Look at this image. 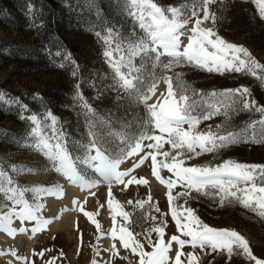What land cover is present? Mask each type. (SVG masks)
Here are the masks:
<instances>
[{"label":"snow or ice","instance_id":"1","mask_svg":"<svg viewBox=\"0 0 264 264\" xmlns=\"http://www.w3.org/2000/svg\"><path fill=\"white\" fill-rule=\"evenodd\" d=\"M240 2H251L254 19L264 21V0ZM116 4L120 15L130 22L128 31H124L123 25L117 27L110 23H104L99 30L97 25H92L90 31L101 45V55L111 74V90L122 91L137 106L142 105V116L135 123L126 120L114 123L111 113L105 116L88 102L77 80L67 107L75 106L80 111L86 136L73 138L50 107L30 110L21 96L0 89V109L8 108L6 114L16 110L18 119L28 122L27 129L18 134L16 146L41 155L45 161L38 167L12 165L6 169L0 166V232L13 238L29 233L34 237L45 232L58 218L59 214L52 218L42 216L44 205L38 201L44 196L60 199L63 189L59 184L21 186L12 175L52 168L81 190H90L98 184L108 186L107 207L113 227L107 233L112 240L111 247L105 249L109 253L107 264L128 259L120 255L121 249L136 258L135 264H200L201 254L212 256L208 264H215L217 257H224L225 264H231L237 256L248 264H264V254L258 258L245 236L234 229L210 226L189 203L204 197L215 207L239 206L264 219V164L225 159L218 164L187 166V162L196 157L219 153L226 148L242 144L264 146V105L257 103L249 86L197 90L182 83L183 74L177 71L193 67L219 75L242 74L264 87V64L245 46L228 42L219 34L220 27L231 22L227 16L230 11L227 0H181L167 5L157 0H116ZM213 5L219 6L216 11L212 10ZM35 7V0H26V10L33 21L30 27L39 30L45 24L43 20L37 23ZM43 51L53 67L71 66L73 79L81 73L70 51L48 45ZM137 60L139 65L135 63ZM156 69H160L159 74ZM160 82L167 90L157 96ZM32 96L44 101L40 93H32ZM153 98L155 101L150 103ZM253 112L258 114L257 119L231 127L233 115ZM218 115L225 118L222 124L200 129L202 122ZM130 159L134 160L132 166L121 170L122 164ZM147 161H150L151 175L167 189L168 214L174 223V233L167 239V222L149 215L151 211H161L158 204L150 203L151 197L129 199L127 204L133 207L132 212L125 211L112 198L113 185L127 190L131 185L147 183L144 178L132 175ZM81 169L93 173L95 178L86 176ZM164 170L170 174L168 178L161 175ZM177 188L181 190L174 191ZM71 205V210L80 211L97 230L101 228L92 212L84 211L83 206L77 208L78 200L73 199ZM65 210L68 209H60ZM117 217L121 218L119 224ZM149 220L152 225L144 227V222ZM14 221L19 222V228L13 226ZM28 224L31 227H25ZM77 231L82 245L83 233ZM103 235L98 234L96 239ZM173 245L176 246L174 256ZM186 246L191 251L185 253ZM92 247L99 256L100 248ZM149 248L150 251L146 250ZM47 251H33L32 255L39 256L43 264H53L56 258L46 259ZM3 255L25 261V257L11 248L0 251V256ZM92 264L102 262L93 259Z\"/></svg>","mask_w":264,"mask_h":264},{"label":"rangeland","instance_id":"2","mask_svg":"<svg viewBox=\"0 0 264 264\" xmlns=\"http://www.w3.org/2000/svg\"><path fill=\"white\" fill-rule=\"evenodd\" d=\"M86 2L88 0H79L78 4L84 8ZM157 2L167 5L180 3L181 0H157ZM227 3L230 6L227 16L231 22H225L220 27L219 34L228 42L245 46L259 63L264 64V21L254 19V5L251 2L241 3L240 0H235V2L227 0ZM217 7L219 6L213 5L212 10L216 11ZM239 9L244 11H239ZM72 11L73 5H70V20L63 25L62 36L70 44V52L79 66L84 68V72L78 73L77 78L73 79L70 75V69H56L44 65L36 66L31 61H24L21 56L13 57L0 54V89L9 94L21 96L23 103L28 104L30 110H42L45 106L50 107L53 113L64 122L71 137L84 139L86 136L85 126L74 119L75 114L80 111L75 106L67 107L71 102L77 80L82 84V91L88 102L105 116L111 113L114 123L124 120L135 123L142 116L144 108L126 98L124 92L111 90L109 82L111 74L101 55V45L92 31L85 28L76 15L72 16ZM74 12L76 13V11ZM110 24L117 27L123 25L124 31L127 32L130 22L124 18H119L118 21ZM33 34L32 27L28 25L18 29L0 23V41L31 42L30 38L33 37ZM185 43H187L186 38ZM135 63L139 65L140 62L137 60ZM177 71L183 74L182 83L197 90L211 91L215 89L219 91L236 88L240 85L249 86L257 103L264 105V87H261L259 82L250 76L235 73L219 75L193 67L178 68ZM156 72L159 74L160 69H156ZM169 74L171 75V73ZM166 90V85L160 82L156 95L166 93ZM32 93L42 94L44 101L34 99ZM154 101L155 98L149 102ZM8 112L9 109L6 107L0 109V166L10 169L12 165H16L18 168L21 165L37 167L43 165L45 161L41 155L16 146L19 143L17 136L27 129L28 122L18 119L16 110H12L11 114H6ZM257 118L258 114L255 112L233 115L231 127H238L249 119ZM224 119L223 115H218L211 120L202 122L199 127L203 130L208 125L222 124ZM165 147L167 148V146ZM225 159L249 164H264V146L242 144L226 148L219 153L196 157L188 161L187 166L218 164ZM133 162L132 159L125 161L121 170L130 168ZM81 171L86 176L95 178L94 174L86 169H81ZM12 175L21 186L31 187L57 183L63 189V196L60 199L44 196L38 201L44 205L41 215L45 218H52L59 214L45 232L37 233L34 237L29 233L16 235L14 238L0 232V251L11 248L16 250L18 255L25 257V261H19L11 255H3L0 256V264H32L33 259H35V264H43L39 256L34 258L32 255L33 251L39 252L42 249H48L45 254L46 259L56 258L53 264H92L93 259L101 261L102 264H107L109 253L105 249L112 245V240L107 233L113 227L111 213L107 207V185L98 184L90 190H81L78 186L68 183L52 168L33 174L13 173ZM132 175L137 178H144L147 183L145 185H131L127 190H124L123 186L113 185L111 190L114 203L118 202L125 211L132 212L133 207L127 204L129 199L133 201L146 200L151 197L150 203L158 204L161 211L160 213L151 211L149 215H155L158 221L163 219L167 222L168 226L165 229V238L167 239L174 233V223L168 214L166 187L151 175L150 161L140 165L132 172ZM161 175L165 178L170 176L166 170ZM180 190L177 188L174 191ZM73 199L79 201L77 208L83 206L84 211L93 213V219L101 225L99 230L80 211L71 210ZM189 203L197 210L200 218L210 226L234 229L245 236L253 253L258 258L262 257L264 254V219L239 206L224 209L215 207L211 200L204 197L189 201ZM62 208L68 210L60 211ZM137 214H140L139 210H137ZM120 222L121 218L117 217V224ZM152 223L150 220L144 222V227H150ZM13 226L19 228L20 224L18 221H14ZM25 227H31V225L28 224ZM77 229L83 233L82 245ZM139 230L138 228L137 231ZM100 233L104 235L97 240L96 236ZM93 245L100 248L99 256H96ZM117 246L119 247V245ZM175 248L176 246L173 245V256ZM146 250L150 251L151 249ZM183 251L187 253L191 249L186 246ZM197 252L199 253V249ZM120 255L127 256L128 259L118 260L117 264H135L136 258L128 251L121 249ZM201 255L200 264H208V261L212 259V256ZM215 264H225V258L217 257ZM231 264H248V261L237 256L232 259Z\"/></svg>","mask_w":264,"mask_h":264},{"label":"trees","instance_id":"3","mask_svg":"<svg viewBox=\"0 0 264 264\" xmlns=\"http://www.w3.org/2000/svg\"><path fill=\"white\" fill-rule=\"evenodd\" d=\"M78 1L35 0L34 12H36L37 23L43 20L45 26L39 30L32 28L34 34L30 38L31 42L0 41V54L13 57L21 56L24 61H31L36 66L53 67L49 63L43 47L48 45L53 49L63 48L70 51V44L62 36L63 25L70 20V5H73L72 16L76 15L81 24L89 30L92 25H97L99 30L104 23H112L123 18L120 15L116 0H94V3L93 0H88L84 8L79 6ZM32 22V17L26 10V0H0V23L20 29L27 25L30 26ZM70 67L67 66L64 69L68 70ZM53 68L60 69L58 67ZM79 68L83 73L84 68L80 66ZM74 117L79 124H84L80 112H77Z\"/></svg>","mask_w":264,"mask_h":264}]
</instances>
